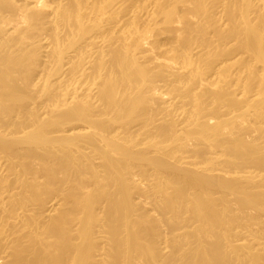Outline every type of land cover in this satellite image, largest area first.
<instances>
[{"label": "bare ground", "instance_id": "1", "mask_svg": "<svg viewBox=\"0 0 264 264\" xmlns=\"http://www.w3.org/2000/svg\"><path fill=\"white\" fill-rule=\"evenodd\" d=\"M0 264H264V0H0Z\"/></svg>", "mask_w": 264, "mask_h": 264}]
</instances>
